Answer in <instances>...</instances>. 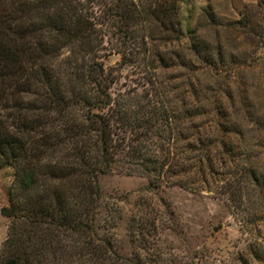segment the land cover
Listing matches in <instances>:
<instances>
[{
	"label": "trees",
	"instance_id": "1",
	"mask_svg": "<svg viewBox=\"0 0 264 264\" xmlns=\"http://www.w3.org/2000/svg\"><path fill=\"white\" fill-rule=\"evenodd\" d=\"M178 13L177 0H0V169L14 168L0 264H174L161 245L170 219L150 197L129 220L135 252H120L99 179L201 190L245 158L222 95L197 77L228 65L223 49L193 35L188 60ZM109 53L138 68L141 88L112 92Z\"/></svg>",
	"mask_w": 264,
	"mask_h": 264
},
{
	"label": "rangeland",
	"instance_id": "2",
	"mask_svg": "<svg viewBox=\"0 0 264 264\" xmlns=\"http://www.w3.org/2000/svg\"><path fill=\"white\" fill-rule=\"evenodd\" d=\"M177 2L185 33L180 48L183 55L194 61L195 54L187 51L193 35L199 42L219 44L223 49L228 65L219 71L202 69L197 77L205 92L222 95L225 109L241 130L236 141L245 158L234 165V172L220 177L221 182L201 190L162 186L149 193L144 176L116 171L105 174L99 179L103 216H109L107 204L118 206L110 212L108 225L120 252L132 255L135 245L129 220L140 202L150 197L165 219H170L165 221L172 229H166L161 245L164 256L174 264H264V0ZM242 18L248 22L246 28L226 25ZM233 60L234 68L227 70ZM103 63L107 69L115 68L113 93L141 88L138 68L121 65L118 54L109 53ZM247 168L255 172L257 180H248ZM13 178V167L0 169V248L9 224L1 208L9 203ZM235 183L236 195L229 192Z\"/></svg>",
	"mask_w": 264,
	"mask_h": 264
}]
</instances>
